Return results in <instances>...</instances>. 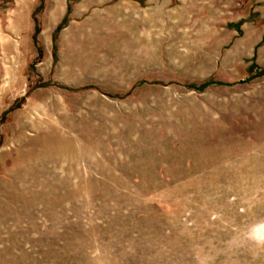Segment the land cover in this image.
<instances>
[{"label":"rangeland","instance_id":"rangeland-1","mask_svg":"<svg viewBox=\"0 0 264 264\" xmlns=\"http://www.w3.org/2000/svg\"><path fill=\"white\" fill-rule=\"evenodd\" d=\"M0 264H264V0H0Z\"/></svg>","mask_w":264,"mask_h":264},{"label":"trees","instance_id":"trees-1","mask_svg":"<svg viewBox=\"0 0 264 264\" xmlns=\"http://www.w3.org/2000/svg\"><path fill=\"white\" fill-rule=\"evenodd\" d=\"M41 5L43 6V1L41 3ZM70 9L68 8V11L67 13H69ZM34 21H35V25H36V29H35V33H34V42L36 45H38V35L40 34L41 32V29L39 27V23H38V20L35 18V15H34ZM67 16H65L61 23L57 26V28L54 30L53 34H52V42H53V51H54V59L56 60L57 59V45H58V37H59V33L67 27ZM213 84V83H218V82H214V81H210L208 83L209 84ZM223 84V83H222ZM227 85V84H225Z\"/></svg>","mask_w":264,"mask_h":264},{"label":"crops","instance_id":"crops-1","mask_svg":"<svg viewBox=\"0 0 264 264\" xmlns=\"http://www.w3.org/2000/svg\"><path fill=\"white\" fill-rule=\"evenodd\" d=\"M25 6H27L28 7V9L32 6V3H31V1H28V5L27 4H25ZM34 6V5H33ZM30 10V9H29ZM14 12V9H12V10H10V12Z\"/></svg>","mask_w":264,"mask_h":264}]
</instances>
